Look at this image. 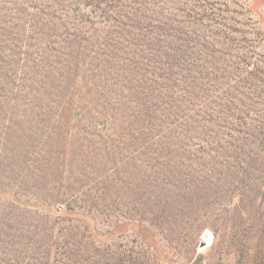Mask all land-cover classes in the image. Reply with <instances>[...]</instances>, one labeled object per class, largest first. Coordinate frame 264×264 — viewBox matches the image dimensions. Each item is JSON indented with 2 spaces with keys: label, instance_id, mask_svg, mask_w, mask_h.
I'll return each instance as SVG.
<instances>
[{
  "label": "rangeland",
  "instance_id": "1",
  "mask_svg": "<svg viewBox=\"0 0 264 264\" xmlns=\"http://www.w3.org/2000/svg\"><path fill=\"white\" fill-rule=\"evenodd\" d=\"M2 75L0 264H264V0H0Z\"/></svg>",
  "mask_w": 264,
  "mask_h": 264
},
{
  "label": "trees",
  "instance_id": "2",
  "mask_svg": "<svg viewBox=\"0 0 264 264\" xmlns=\"http://www.w3.org/2000/svg\"><path fill=\"white\" fill-rule=\"evenodd\" d=\"M8 80H10V81H8ZM10 84H11V78L10 77H5V75L0 76V86L10 85ZM0 194H5V193L0 192ZM7 197L12 198L14 200H19L16 196L11 195V194H8ZM241 204H243V203H241ZM243 212H245V211H243ZM263 214H264V212H263Z\"/></svg>",
  "mask_w": 264,
  "mask_h": 264
},
{
  "label": "water",
  "instance_id": "3",
  "mask_svg": "<svg viewBox=\"0 0 264 264\" xmlns=\"http://www.w3.org/2000/svg\"><path fill=\"white\" fill-rule=\"evenodd\" d=\"M203 245V243L201 242V246Z\"/></svg>",
  "mask_w": 264,
  "mask_h": 264
}]
</instances>
